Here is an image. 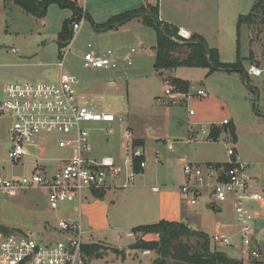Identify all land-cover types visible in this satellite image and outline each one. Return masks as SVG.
<instances>
[{"label": "rangeland", "instance_id": "374dc122", "mask_svg": "<svg viewBox=\"0 0 264 264\" xmlns=\"http://www.w3.org/2000/svg\"><path fill=\"white\" fill-rule=\"evenodd\" d=\"M71 1L76 3L75 0ZM255 1L157 0V4L159 2L164 17L172 18L180 24L190 22L189 24L194 25V28L203 31L210 42L222 41L223 59L225 62H234L237 58L239 15L249 13ZM148 4H150L148 0H87L85 6L87 16L64 55V50L68 47L62 50L59 48L58 35L62 31L64 22L73 18V9L51 4L47 14L39 18L13 2L5 3L4 0H0V97L3 95V84L7 81L56 80L60 73L76 76L80 80L79 95L84 102L87 101L96 110L113 112L123 119L122 125L116 123L112 126L111 135H106L102 129L107 127L105 123H86V127L91 129L89 138L92 155L99 158L123 154L122 134L126 126H131V122L139 127L141 135L147 136L145 126L149 125V128L156 130L154 133L153 129L154 137L175 140L174 151H195L196 147H203L215 155L223 156L227 152V147L234 145L225 141V133L218 141H203L206 143L202 144L203 146H197L195 142L184 143L188 128L194 122L189 110L193 109L198 114L195 120L202 122H215L224 117L230 120L233 118L236 124H240L241 130H245L241 131V139L246 147L249 148L252 142H258V146L263 150L244 152L264 176V74L250 75L249 84L244 82L242 72L241 74L216 71L207 75L208 69L199 67H179L170 75L168 72L160 75L154 68L153 47L157 42L155 28L145 25L142 19H138L139 17L129 20L121 27L105 31H101L102 28L97 29L94 25V23L104 24L114 15ZM241 34L240 49L243 57L248 55L250 46L247 41V31L242 29ZM89 44L92 45L91 48L88 47ZM133 48L136 49L133 54V65H127L124 58ZM89 50L100 54L111 50L121 61L117 68L87 67L83 58ZM60 62H63L62 67ZM244 65L248 68L249 61L243 59ZM173 76L188 79L195 86L202 84L211 96L192 99L187 105L182 99H169V103L174 105L164 103L161 97L168 98L165 95L168 83L178 87L172 82ZM205 124V128L210 126L207 125L209 122ZM9 125L8 119L0 118V169L7 176L27 175L37 165H46L50 162L58 165V158L67 154V151L57 146L54 135L44 134L38 140L41 147L38 149V157L25 156L19 163H11L6 147ZM253 135H257L258 140L252 139ZM158 148L161 151H168L162 141L147 142L145 150L148 151V163H151L153 152ZM160 164L159 177L170 184H180L181 187L184 183V163L173 158V154L168 157L163 154ZM173 192L176 190L174 189ZM70 207L62 205L58 210H52L48 204L47 193L41 188L22 191L15 197H0V230L6 227L11 230L45 234L36 232L42 230L41 223L37 222L38 213H43L50 220L52 223L50 226H56L60 218L71 217L79 221V215ZM84 216L82 209L81 221ZM218 223L214 220L207 221L209 226L215 225L211 233L217 231L215 228ZM36 224H39L40 229L33 227ZM87 228L85 227L84 231H87ZM228 229L230 232L235 230L230 226ZM87 232L86 238L104 240L117 246L129 245L132 241L127 235V229L110 232L108 235L94 232L91 236ZM95 244L101 247L102 258L108 256L121 258L102 264H112V262L132 264L131 259L127 261L128 263L122 262L126 257L125 251L115 249L101 241ZM212 248L216 249L214 246ZM228 252L229 255H234L232 250ZM97 259L95 256L90 258L92 263Z\"/></svg>", "mask_w": 264, "mask_h": 264}, {"label": "built area", "instance_id": "2783aa9c", "mask_svg": "<svg viewBox=\"0 0 264 264\" xmlns=\"http://www.w3.org/2000/svg\"><path fill=\"white\" fill-rule=\"evenodd\" d=\"M75 1L82 14L72 24V39L64 55L87 16V0ZM257 22L264 30V10ZM178 35L185 40L192 37V33L184 28H179ZM135 52L133 48L126 54L127 65H133ZM83 59L85 66L93 68H117L121 61L111 50L104 54L89 50ZM60 65L62 67L63 62ZM248 73L257 76L262 74V70L252 65ZM79 85L80 80L76 76L65 73H60L56 80H11L3 84L0 118L10 121L7 142L9 161L17 164L25 156L38 157V149L41 148L38 140L44 134L54 135L57 146L67 154L58 158V165H37L27 175L7 176L0 170V197H15L22 191L41 188L46 191L52 210L72 205V210L80 219L85 193L129 189L137 184L138 176L148 165L145 147L136 142L133 131L126 126L122 134L124 152L121 156H93L89 138L91 129L86 127V123H105L107 127L102 129L106 135H111L112 126L116 123L122 125L123 119L113 112L96 110L87 101L84 102L79 95ZM165 95L171 100L182 99L185 105L192 99L211 96L202 85L192 84L187 91H183L170 83ZM189 113L194 115L195 111L190 109ZM227 124H230L229 119H224L217 126ZM211 126L200 129L206 140H213L209 137ZM147 129L151 131L149 127ZM224 133L225 141L233 144L231 133ZM167 146L170 150L174 149L171 142ZM228 154L231 159L226 163L199 164L184 159V183L180 192L190 207L204 196L214 207L231 203L236 215L234 232L220 223L210 241L217 249L235 247L241 249L248 259L258 258L264 233L257 230V221L264 219V191L249 175V164L237 157L234 145L228 147ZM159 155L157 150L156 157L159 158ZM152 190L159 191L160 188L154 186ZM86 245L81 222L70 218H60L57 225L50 227L45 234L18 229L0 230V264H92L91 256L85 250Z\"/></svg>", "mask_w": 264, "mask_h": 264}, {"label": "crops", "instance_id": "0c3cea01", "mask_svg": "<svg viewBox=\"0 0 264 264\" xmlns=\"http://www.w3.org/2000/svg\"><path fill=\"white\" fill-rule=\"evenodd\" d=\"M4 2L6 3V2H13V1L4 0ZM148 2L152 5L157 4V0H148ZM158 5H159V2H158ZM159 8H160V5H159ZM161 12L162 10L160 11L161 20L172 23L178 26L179 28L187 29L192 34L197 33V34L202 35L207 40L210 47L217 48L219 50L221 60L225 62V60L223 59L222 41L219 42V40H217L216 42H210L207 39V36L204 34V32L203 31L201 32V30L194 28L195 26L192 24H189L190 22H185V24H180L179 22H177L176 20L172 18L164 17ZM134 18L135 17L131 18V20ZM138 19L140 20L141 17H139ZM252 27H256L257 29L253 28L254 29V32H253ZM109 29H112V28H109ZM242 29H245L247 31L246 36H247V41L250 46L247 56L242 57L241 49H240V55L242 59H245L249 61L250 63L248 68L245 65H244V68L248 73L249 67L253 65L261 69L262 74H264V59H263L264 58V30H262L258 22H255L253 24H244L241 28V31ZM100 30L105 31L102 29ZM241 36L242 34L240 32V38L238 37V30H237V40H236V54H237L236 57L237 58L236 60L238 59L239 41L241 45ZM225 63H232V62H225ZM167 72L170 75V73H173V70H170ZM234 72H240V71H234ZM248 75L250 76L249 73ZM261 75H257V76H261ZM253 76H256V75H253ZM173 78H179V77L173 76ZM184 80L190 81L188 79H184ZM190 82L192 85L193 82L192 81ZM161 98L163 99L164 103L168 105H174V104L169 103L170 98H166V97H161ZM197 115H198L197 113L192 115L194 122H193V125L190 128H188L187 138L186 140H184V143L195 142L197 146H203L202 144H206V143H203V141L206 140V137L205 135H202V134L200 135L201 133L200 129L204 127V125H206L205 122H209V124L207 125H213V124L219 125L224 119H229L227 117H224L223 119L219 121H215V122H210V121L202 122V121L195 120V117H197ZM229 121H230V126H232V128H235V132L237 135L236 141H234L236 155L241 161L249 164V167L247 169L249 175L255 180L259 189L264 191V176L262 175L261 172H259L254 162L250 160V158L248 157V154L244 152V151H263V150H261L260 147L258 146V142L250 143L249 148H247L244 141H242L241 139V131H245V130H241L240 124H236L233 118L232 120L229 119ZM129 127L133 131L134 136L137 138V141L143 142L142 145L144 147H146V144L149 140H158L164 143V145L166 146V150L168 151H161L158 148L157 150L160 151L159 158L156 157L157 151L153 152V159L151 160V163H148L144 172L138 176L137 184L134 187L129 188V189L110 190V191L103 193L102 195H96L95 192L94 193L87 192L84 194V201L82 204V209H83V214L85 215L84 216L85 218H82V221H81V217H80L79 221L81 222L82 227L83 226L84 228L88 227L87 228L88 232L85 231V233L86 232L90 233L91 236L93 235L94 232H97V233L101 232L102 234L108 235V233L110 232H115V231L119 232V231H123L127 229L128 237L132 238V241L129 245H124V246L118 245L117 246V245H113L112 243H109L104 240H92L90 239V237H87L88 238L87 239L85 236V239L88 244L101 241V242L107 243L108 245H110L111 247L115 249L125 251L126 257L122 259V262L124 263H128L127 261L131 259L132 264H152L158 256L155 251L144 250V249H134V248H131V246L135 244L139 239H143L145 241H155L159 239V236L157 234H152V233L142 234V233L134 232V229L136 227L157 223L161 220L184 222L188 224L191 229L202 231L208 234L209 237H211L214 234V233H211V231H213V228L215 227V225L211 224L209 226L207 224V221L210 222L214 220V222L216 221L219 222L217 226L220 223H222L227 226L236 228L235 227L236 215H235V212H234V209L231 203H225V204H222L220 207H214L211 205L209 198L207 196H204L203 198L199 200V202L195 206L190 207L187 205L186 200L181 195L180 184L179 185L170 184L168 182L163 181L159 177V171H160V166H161L160 163L162 162L163 154L165 155V157H168L169 155L173 154V158L183 163H184V159H187V160L199 163V164L211 163V162L226 163L231 159L228 154V147L226 149L227 152L223 156L215 155L212 151H208L204 149L203 147H196L195 151H174V149L172 150L168 149L167 143L171 142L174 145L176 141L175 140L173 141L170 139L168 140L166 138L164 139V138H161L160 136L154 137L152 135L154 128L153 129L150 128L151 131L149 132L147 129V127H150L149 125L145 126V128L147 129V133H146L147 136L141 135L139 127L134 125L132 122H131V126ZM220 127H222L226 131L224 126H220ZM154 133H156L155 129H154ZM189 138L192 140L188 141ZM252 139L258 140L257 135H253ZM198 141H202V142H198ZM7 142H6V147H7ZM145 152H146V158H147L148 151H145ZM53 164L54 163L50 162L46 165L51 167ZM154 186H158L160 190L153 191L152 187ZM174 189L176 190V192H173ZM70 208L73 209L72 205ZM70 219L73 221L76 220V219L74 220V218H71V217ZM37 222L41 223L40 225H42V230L36 231L38 233L48 232L49 228L54 226V225L50 226L52 225V223L46 216H44L43 213H38ZM217 226L215 229H217ZM33 227L40 229L39 224L38 225L36 224ZM4 229L7 230L9 228L4 227ZM257 230L264 233V219H258ZM211 245L216 248V246L212 243V241H211ZM219 250L224 251L230 258L242 260L245 264H250L252 262H258V263L264 264V234L263 236H261L260 247H259L260 256L258 258L248 259L246 256H243L241 249L235 248V247L221 248ZM231 250H232V253H234V255L236 256H234L233 254L229 255L228 251H231ZM116 259H121V258H116L114 256H108V257L102 258L101 256L100 258L96 260V262H93L92 264L94 263L102 264L103 262L107 263L111 260L115 261ZM112 264H116V263L112 262Z\"/></svg>", "mask_w": 264, "mask_h": 264}, {"label": "trees", "instance_id": "16d2710c", "mask_svg": "<svg viewBox=\"0 0 264 264\" xmlns=\"http://www.w3.org/2000/svg\"><path fill=\"white\" fill-rule=\"evenodd\" d=\"M15 4L23 8L28 13L39 18L47 14L51 4H58L62 8H71L74 10L73 18L66 20L62 31L58 35L59 48L66 47L72 39V24L76 18L80 19L82 10L77 2L71 0H12ZM264 10V0H256L251 11L248 14H241L237 22L238 37L240 38L241 28L244 24H253L259 19L260 13ZM78 15V17L76 16ZM133 17H141L142 22L155 28L157 33V42L155 49L154 68L157 73L163 75L165 72L179 67H199L208 69L211 75L216 71L243 73L245 83L249 84V75L243 66V59L240 55V41L238 48V59L232 63H225L220 58L217 48L210 47L207 40L200 34H192L191 39L185 40L178 35L179 27L160 19L159 5H142L140 8L126 11L113 16L104 24L94 23L97 29L110 27L118 28ZM172 82L181 90L187 91L191 82L173 78ZM226 131H229L234 141L237 135L235 128L230 124L224 125ZM217 125L211 126L210 138L214 141L226 132ZM143 144L142 141H136ZM96 195L103 193L95 192ZM2 229V228H1ZM5 230V229H2ZM134 232L142 234H157L158 240L145 241L139 239L131 246L134 249L153 250L157 253V258L152 264H245L242 260L230 258L224 251L213 249L208 234L191 229L184 222L161 220L157 223L142 225L136 227ZM101 247L95 243L88 244L85 247L87 254L91 257L100 258ZM251 264H262L252 262Z\"/></svg>", "mask_w": 264, "mask_h": 264}, {"label": "water", "instance_id": "95a60500", "mask_svg": "<svg viewBox=\"0 0 264 264\" xmlns=\"http://www.w3.org/2000/svg\"><path fill=\"white\" fill-rule=\"evenodd\" d=\"M110 27H105V28H102V30H106V29H109ZM32 150L34 149V147L31 148Z\"/></svg>", "mask_w": 264, "mask_h": 264}]
</instances>
